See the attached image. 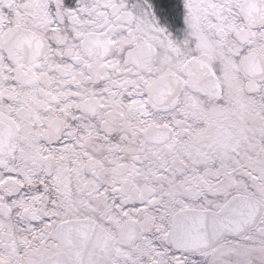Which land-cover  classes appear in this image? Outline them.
Wrapping results in <instances>:
<instances>
[{
	"label": "snow or ice",
	"instance_id": "snow-or-ice-1",
	"mask_svg": "<svg viewBox=\"0 0 264 264\" xmlns=\"http://www.w3.org/2000/svg\"><path fill=\"white\" fill-rule=\"evenodd\" d=\"M0 264H264V0H0Z\"/></svg>",
	"mask_w": 264,
	"mask_h": 264
}]
</instances>
